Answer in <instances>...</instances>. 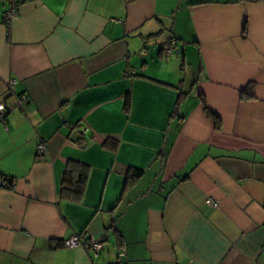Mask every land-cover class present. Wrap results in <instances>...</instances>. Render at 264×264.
I'll return each mask as SVG.
<instances>
[{"label":"crops","instance_id":"0c3cea01","mask_svg":"<svg viewBox=\"0 0 264 264\" xmlns=\"http://www.w3.org/2000/svg\"><path fill=\"white\" fill-rule=\"evenodd\" d=\"M6 8L0 264H91L63 245L81 232L92 264H264V0H20L8 25ZM69 161L88 167L79 202L58 197Z\"/></svg>","mask_w":264,"mask_h":264},{"label":"trees","instance_id":"16d2710c","mask_svg":"<svg viewBox=\"0 0 264 264\" xmlns=\"http://www.w3.org/2000/svg\"><path fill=\"white\" fill-rule=\"evenodd\" d=\"M253 84L248 83L242 94H247L251 96L250 90ZM203 110L208 117L213 121L214 127L219 129L221 126L220 119L210 112L206 106L203 104ZM176 114V111L174 112ZM115 143H105V146L110 149H114ZM142 171L138 169H130L127 171L124 180V186L122 190V195L126 190L134 186L140 179ZM88 178V167L82 163L76 161H69L66 163L59 186V199L70 200L73 202H79L84 194L86 182ZM13 178L3 176L0 180V187L11 189L13 186Z\"/></svg>","mask_w":264,"mask_h":264},{"label":"built area","instance_id":"2783aa9c","mask_svg":"<svg viewBox=\"0 0 264 264\" xmlns=\"http://www.w3.org/2000/svg\"><path fill=\"white\" fill-rule=\"evenodd\" d=\"M20 0H7V8L4 11V22L8 25L13 17L16 16L18 10L17 6ZM177 49V41L175 39H170L167 43V46L163 48L165 55H169L173 50ZM129 73V72H128ZM15 84L14 79H10L6 85L7 90L11 91ZM26 100V97L22 94L18 96V104H21ZM9 113V107L5 102H0V123L3 126L7 124V115ZM37 154L41 155L46 151V146L44 143H38L37 145ZM205 204L210 207L217 208L219 206V201L211 197H207L204 200ZM63 245L68 248L82 247L90 252V261L91 264L94 260L100 255V252L103 248V244L100 240L94 239L93 237H88L86 233H75L70 237L63 240ZM123 253H120V256H123Z\"/></svg>","mask_w":264,"mask_h":264},{"label":"rangeland","instance_id":"374dc122","mask_svg":"<svg viewBox=\"0 0 264 264\" xmlns=\"http://www.w3.org/2000/svg\"><path fill=\"white\" fill-rule=\"evenodd\" d=\"M173 57H174V56H172V57H171V59H172ZM178 59H179V61H181V59H180V58H178ZM191 71H192V70H190V69H189V70H188V74H190V73H191Z\"/></svg>","mask_w":264,"mask_h":264}]
</instances>
